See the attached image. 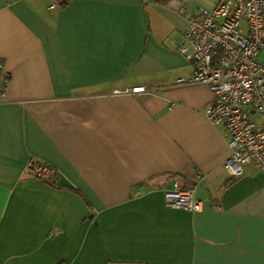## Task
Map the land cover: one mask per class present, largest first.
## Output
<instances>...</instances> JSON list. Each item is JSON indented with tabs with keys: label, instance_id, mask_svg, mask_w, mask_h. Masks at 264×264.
I'll list each match as a JSON object with an SVG mask.
<instances>
[{
	"label": "crops",
	"instance_id": "crops-1",
	"mask_svg": "<svg viewBox=\"0 0 264 264\" xmlns=\"http://www.w3.org/2000/svg\"><path fill=\"white\" fill-rule=\"evenodd\" d=\"M216 1L0 0L2 264H264V172L231 178L211 92L174 85L178 10ZM175 187L200 210L167 208Z\"/></svg>",
	"mask_w": 264,
	"mask_h": 264
},
{
	"label": "built area",
	"instance_id": "built-area-1",
	"mask_svg": "<svg viewBox=\"0 0 264 264\" xmlns=\"http://www.w3.org/2000/svg\"><path fill=\"white\" fill-rule=\"evenodd\" d=\"M65 0H50L47 10ZM185 20L176 51L192 65V73L174 82L176 86H205L212 102L203 110L211 126H223L229 156L222 168L231 178H239L248 166L264 172V64L258 60L264 49V0H217L212 8L178 10ZM0 60V72L2 71ZM7 80L0 85V103L5 99ZM135 87L129 93L145 92ZM31 177L50 182L55 170L28 160ZM167 208L191 212L200 210L193 190L165 191ZM0 264H2L0 262Z\"/></svg>",
	"mask_w": 264,
	"mask_h": 264
},
{
	"label": "trees",
	"instance_id": "trees-1",
	"mask_svg": "<svg viewBox=\"0 0 264 264\" xmlns=\"http://www.w3.org/2000/svg\"><path fill=\"white\" fill-rule=\"evenodd\" d=\"M146 2H149V3H153L155 5H160V6H164L166 5L170 0H144ZM67 2V0H65L64 4ZM63 4V5H64ZM27 173V172H26ZM28 174V173H27ZM55 175L52 177L54 179ZM52 179V181H53ZM46 183H51V182H46Z\"/></svg>",
	"mask_w": 264,
	"mask_h": 264
}]
</instances>
